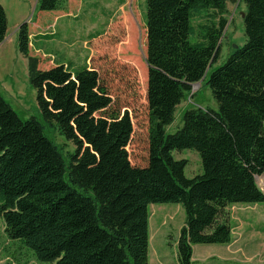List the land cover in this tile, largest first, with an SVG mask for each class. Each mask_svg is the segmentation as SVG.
I'll return each instance as SVG.
<instances>
[{
  "label": "trees",
  "instance_id": "trees-1",
  "mask_svg": "<svg viewBox=\"0 0 264 264\" xmlns=\"http://www.w3.org/2000/svg\"><path fill=\"white\" fill-rule=\"evenodd\" d=\"M62 0H38L58 11ZM239 0H146L148 164L135 166L129 111L113 104L99 72L87 65L40 69L30 55L29 25L19 28L37 91L40 119L23 120L0 94V215L12 241L40 264H149L151 204H180L185 224L178 264H194L195 245L233 241L229 208L264 203V0H241L246 44L220 58L228 3ZM209 17L210 22H194ZM8 17L0 0V44ZM40 38L50 39L44 35ZM205 79L218 110L191 108L175 134L167 127L193 85ZM51 128L75 146L62 149ZM196 151L203 172L186 176Z\"/></svg>",
  "mask_w": 264,
  "mask_h": 264
},
{
  "label": "rangeland",
  "instance_id": "rangeland-1",
  "mask_svg": "<svg viewBox=\"0 0 264 264\" xmlns=\"http://www.w3.org/2000/svg\"><path fill=\"white\" fill-rule=\"evenodd\" d=\"M1 3L7 13L8 29L5 41L0 44V94L20 118L41 117L37 91L29 80L28 61L18 45L19 28L27 23L33 29L30 55L39 58L40 69H49L58 63H73L75 66L87 65L99 72L114 106L122 112L129 111L132 117L134 133L128 146L131 162L135 166H146L149 148L146 0H62L59 10L52 12L41 11L38 0H1ZM67 10L73 14L66 15ZM244 12L245 4L241 0L227 4L224 14L227 27L221 38L220 58L209 70L207 78L214 69L226 63L235 47L246 44ZM208 22L209 17H201L194 24L197 27ZM39 32L52 38L41 39L39 37L43 35H38ZM205 79L186 95L177 108L174 122L167 127V133L178 131L187 109L218 110ZM45 133L63 153L74 152L72 142L56 131L46 127ZM174 156L187 160L185 173L188 178L202 174L200 156L196 151H175ZM257 182L264 191V176L257 177ZM229 210L236 217L248 215L253 218L249 228L256 249L247 261L264 264V203L239 204ZM149 212L150 264H177V242L185 224L182 205L151 204ZM163 250L166 252L164 256ZM0 264H40L31 250L8 238L1 215Z\"/></svg>",
  "mask_w": 264,
  "mask_h": 264
},
{
  "label": "crops",
  "instance_id": "crops-1",
  "mask_svg": "<svg viewBox=\"0 0 264 264\" xmlns=\"http://www.w3.org/2000/svg\"><path fill=\"white\" fill-rule=\"evenodd\" d=\"M66 15H71L73 13L67 10ZM30 34L32 33L31 28H29ZM55 33L52 32V34ZM38 35H47V33L39 32ZM31 34V44L33 45ZM39 37V36H38ZM40 38V37H39ZM43 39V38H41ZM231 223L233 226V241L228 245H195L193 247V261L194 264H251L247 261L251 258L255 248L252 240V233L250 225L253 223V218L248 215H243L236 217L234 214L231 215ZM238 233V234H237ZM151 235V234H150ZM151 240V236H150ZM259 241V240H257ZM165 251H162L163 256ZM151 261L150 256V245H149V264ZM178 264V260L176 262Z\"/></svg>",
  "mask_w": 264,
  "mask_h": 264
},
{
  "label": "water",
  "instance_id": "water-1",
  "mask_svg": "<svg viewBox=\"0 0 264 264\" xmlns=\"http://www.w3.org/2000/svg\"><path fill=\"white\" fill-rule=\"evenodd\" d=\"M242 16L244 17V16H245V13H242ZM237 48H238V47H235V49H237ZM197 85H199V83H198V84H194V85H193V88H194V87H197Z\"/></svg>",
  "mask_w": 264,
  "mask_h": 264
}]
</instances>
